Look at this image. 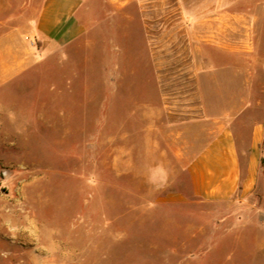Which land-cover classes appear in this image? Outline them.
Returning a JSON list of instances; mask_svg holds the SVG:
<instances>
[{
	"label": "rangeland",
	"instance_id": "rangeland-1",
	"mask_svg": "<svg viewBox=\"0 0 264 264\" xmlns=\"http://www.w3.org/2000/svg\"><path fill=\"white\" fill-rule=\"evenodd\" d=\"M39 3L0 0V264H264V228L177 199L186 176L147 134L199 115L197 83L240 100L230 26H194L195 0H83V33L47 50L25 31ZM261 15L243 29L264 52Z\"/></svg>",
	"mask_w": 264,
	"mask_h": 264
},
{
	"label": "crops",
	"instance_id": "crops-1",
	"mask_svg": "<svg viewBox=\"0 0 264 264\" xmlns=\"http://www.w3.org/2000/svg\"><path fill=\"white\" fill-rule=\"evenodd\" d=\"M195 2L194 26H230V39H227L230 41V75H241L242 82L236 78L227 87L243 94L240 100L230 96L225 101L212 99L205 92L208 87L218 90L221 84L207 86L197 83L196 90L201 97L199 115L193 121L174 123L170 132L166 128L160 129L158 121L150 122L147 129L150 147L161 153L163 147L158 137L161 133L176 155L179 168H169L168 176L173 181L180 179L182 173L186 176L185 183L172 191L177 199L230 202L242 211L239 217L244 223L239 233L250 230L259 236L260 228H264V172L261 164L264 100L251 92L264 91V81L261 80L264 52L253 50L254 41L252 45L251 36L244 33L243 28L258 27L261 12H264V0ZM82 9L83 0H40L34 12L31 8L27 10L26 34L47 50L72 41L84 31L80 17ZM237 28L242 34L232 33L231 29ZM220 39L223 38L215 41L222 42ZM231 60H234L232 64ZM210 71L213 73V69ZM153 131L158 134L151 138ZM163 171L165 173V168ZM247 212L252 213L255 223L248 220Z\"/></svg>",
	"mask_w": 264,
	"mask_h": 264
},
{
	"label": "trees",
	"instance_id": "trees-1",
	"mask_svg": "<svg viewBox=\"0 0 264 264\" xmlns=\"http://www.w3.org/2000/svg\"><path fill=\"white\" fill-rule=\"evenodd\" d=\"M261 164H262L263 172H264V155H263L262 158H261Z\"/></svg>",
	"mask_w": 264,
	"mask_h": 264
}]
</instances>
